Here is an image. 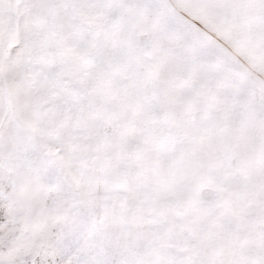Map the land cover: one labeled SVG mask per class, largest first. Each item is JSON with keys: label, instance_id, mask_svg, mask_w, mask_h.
<instances>
[{"label": "snow or ice", "instance_id": "obj_1", "mask_svg": "<svg viewBox=\"0 0 264 264\" xmlns=\"http://www.w3.org/2000/svg\"><path fill=\"white\" fill-rule=\"evenodd\" d=\"M0 264H264V0H0Z\"/></svg>", "mask_w": 264, "mask_h": 264}]
</instances>
